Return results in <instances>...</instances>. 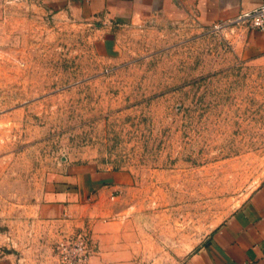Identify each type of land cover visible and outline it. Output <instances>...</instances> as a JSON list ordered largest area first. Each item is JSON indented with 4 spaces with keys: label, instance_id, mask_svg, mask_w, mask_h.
Returning <instances> with one entry per match:
<instances>
[{
    "label": "rangeland",
    "instance_id": "374dc122",
    "mask_svg": "<svg viewBox=\"0 0 264 264\" xmlns=\"http://www.w3.org/2000/svg\"><path fill=\"white\" fill-rule=\"evenodd\" d=\"M249 29L154 17L110 49L43 0H0V257L42 258L39 204L86 166L132 176L142 264L207 243L264 183V57Z\"/></svg>",
    "mask_w": 264,
    "mask_h": 264
},
{
    "label": "crops",
    "instance_id": "0c3cea01",
    "mask_svg": "<svg viewBox=\"0 0 264 264\" xmlns=\"http://www.w3.org/2000/svg\"><path fill=\"white\" fill-rule=\"evenodd\" d=\"M43 1L76 21L94 25L110 49L118 29L140 20L187 16L205 25H240L242 15L264 7V0ZM246 38L248 51L264 57V31L249 29ZM132 187L133 178L125 172L73 168L39 204L32 231L33 241H42V258L32 260L24 254L18 261L8 254L0 257V264H59L55 247L80 231L95 245L88 264H142L131 229ZM11 235L15 244L16 233ZM181 264H264V183Z\"/></svg>",
    "mask_w": 264,
    "mask_h": 264
},
{
    "label": "built area",
    "instance_id": "2783aa9c",
    "mask_svg": "<svg viewBox=\"0 0 264 264\" xmlns=\"http://www.w3.org/2000/svg\"><path fill=\"white\" fill-rule=\"evenodd\" d=\"M238 22L252 29L264 31V7L242 15ZM94 251V243L83 231L64 238L56 246L59 264H88Z\"/></svg>",
    "mask_w": 264,
    "mask_h": 264
}]
</instances>
